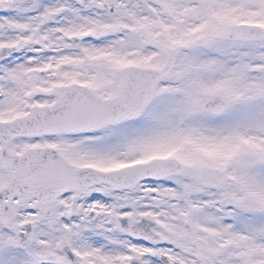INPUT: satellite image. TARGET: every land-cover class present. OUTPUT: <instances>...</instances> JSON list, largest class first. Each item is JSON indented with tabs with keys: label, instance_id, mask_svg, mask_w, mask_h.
Listing matches in <instances>:
<instances>
[{
	"label": "snow or ice",
	"instance_id": "snow-or-ice-1",
	"mask_svg": "<svg viewBox=\"0 0 264 264\" xmlns=\"http://www.w3.org/2000/svg\"><path fill=\"white\" fill-rule=\"evenodd\" d=\"M0 264H264V0H0Z\"/></svg>",
	"mask_w": 264,
	"mask_h": 264
}]
</instances>
